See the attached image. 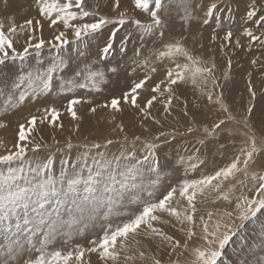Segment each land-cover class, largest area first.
Returning <instances> with one entry per match:
<instances>
[{
	"label": "snow or ice",
	"instance_id": "obj_1",
	"mask_svg": "<svg viewBox=\"0 0 264 264\" xmlns=\"http://www.w3.org/2000/svg\"><path fill=\"white\" fill-rule=\"evenodd\" d=\"M36 3L40 19H27L18 25L15 17H9L7 28L0 20V66L6 65L9 60L22 62L14 79L9 80L0 73V97L4 98L5 111L52 93L54 78L59 79V93H74L78 88L90 87L99 90V84L105 82L104 72L93 70L90 65L67 79L58 76L68 66L61 52L70 41L66 31H58L52 41L43 39L41 19L47 20L50 27L59 22L65 30L71 29L73 40L77 42L99 32L108 24L124 25L131 19L126 9L118 11L115 18L99 16L96 19L97 13L86 9L85 0H36ZM134 4L136 8L149 12L151 24H142L139 20L134 23L144 35H150L153 28L162 23L158 12L163 0H134ZM119 7L120 0H114V10ZM249 7V20L258 17L264 21V14L258 16V13H264V0L260 5L257 0H251ZM215 10L216 4H212L207 14L212 15ZM85 18H90L92 22H85ZM18 28L30 34L22 51L14 47ZM245 34L251 40L262 39L251 29H247ZM231 38L232 32L228 31L224 39L230 41ZM46 44L57 51L50 57L47 67H43L41 57ZM112 46L110 39L101 50L103 58H107ZM32 55L37 58L36 64L25 71L23 62ZM154 55L157 60L173 62L177 56H183L185 62L176 63L174 69H169L166 78L155 84L151 89L153 94L143 103L138 102V90L145 88L151 79L150 74L134 83L122 97H113L110 102L98 106L111 110L110 120L115 125L113 131L124 134L125 145L128 143L125 126L116 120V114L123 111L122 105L140 114L139 126L147 131L145 121L160 123L151 112L155 102L164 104V113L171 115L172 101L178 99L174 86L179 82L191 80L194 85L198 81L207 85L211 79L212 88L218 86L213 75L215 64L203 61L179 42L165 45ZM143 64L147 68L148 58L143 60ZM109 71L115 73L117 68L112 67ZM155 71L154 67L151 68V72ZM212 88L202 87V95L227 115L214 122L211 129L207 126L203 128L204 138L199 140L201 145L208 137L224 131L222 126L226 120L236 122L223 101V94H214ZM249 91L255 98L256 93L251 89L250 82ZM161 97L162 100L159 99ZM81 102L80 98H73L66 105L73 120L81 119L75 107ZM254 106L250 103L243 121L246 146L240 149L230 164L197 179H184L159 197L156 195L159 178L147 186L141 180L146 167L153 171L158 166L155 151L158 145L143 141L145 154L142 159L137 157L135 146L136 142L141 141L139 135L133 137L130 148L122 145L117 152H110L109 146L119 141L107 139L104 144L94 142L90 146L83 145L84 150L73 156L72 149L76 146L69 140L64 155L58 161L54 154L43 159L30 157L29 152L35 156L41 148L33 137L38 122L62 127L57 123L61 113L56 107L49 105L37 109L41 113L39 116L32 115L19 124L17 140L11 147L0 140V224L7 229L4 242L0 243V264H20L22 260L23 264H91L92 254H96L101 264H181L180 257L185 254L188 259L184 264H218L237 231L264 209V161L258 163L257 159L264 153V136L259 138L258 143L249 123ZM96 110V107L90 109L92 113ZM184 115H188L186 106ZM6 126L0 121V128ZM78 128L79 125L76 130ZM195 131L198 129L193 121L186 132L190 134ZM228 131L231 132L230 129ZM165 135L160 133V136ZM172 138L175 139V135ZM155 139H159V136ZM199 151L197 148L196 152ZM257 165L260 171L255 170L254 166ZM190 167L195 169L197 165ZM232 181L243 187H247L250 181L249 191L253 193L252 196L241 193L235 204V215L225 211L215 220L212 212L207 213V218L197 216L198 198L215 193L217 198L229 201V193L236 187ZM225 184L230 186L225 189ZM13 222L15 232L12 231ZM97 224L100 231L88 241L87 247L76 244L67 251L60 248L50 250L58 236L64 237L67 244L76 236H84L89 225ZM164 225L173 228L179 226L177 230L183 234V239L167 233ZM152 244L155 245V252ZM161 245L167 248V262L160 257V252L164 250ZM32 253L36 255L32 256ZM173 254H176V259H172ZM233 264H264V225L250 239L240 242L235 249Z\"/></svg>",
	"mask_w": 264,
	"mask_h": 264
},
{
	"label": "rangeland",
	"instance_id": "obj_2",
	"mask_svg": "<svg viewBox=\"0 0 264 264\" xmlns=\"http://www.w3.org/2000/svg\"><path fill=\"white\" fill-rule=\"evenodd\" d=\"M16 1L23 3L22 11H20L25 18L23 17L20 24H23L27 19H40L36 0H7V6L10 5L9 13L7 16L1 15L7 19L4 22L6 28L9 17H12L16 10L12 6ZM0 3V8L7 7L5 0H0ZM250 3L251 0H163V6L158 12L162 23L154 27L150 35H144L134 21L139 20L142 24H151L152 18L149 12L136 8L134 0H120V7L117 10H114V0H85L86 9L97 13L96 19L99 16L115 18L118 11L125 9L131 19L124 25L108 24L99 32L84 37L83 41L79 42L73 40L71 29L65 30L59 22L54 27H50L47 20L41 19V24H44L43 39L52 41L58 31H66L70 41L61 52L68 66L63 72L58 73V76L67 79L74 76L76 71L90 65L93 70L104 72L105 82L99 84V90L90 87L87 89L78 88L74 93H59L60 82L59 79L54 78L52 93L38 100L26 101L25 104L7 111L3 108L4 98L0 97V121L7 125L5 128H0V138L10 133L12 141L5 145L11 147L17 140L19 124L24 123L32 115L39 116L41 113L37 109L51 105L60 111L61 115L57 123L62 124V127H54L47 122L43 124L38 122L33 137L35 142L41 145V148L35 156L29 152L30 157L43 159L47 155L54 154L58 161L64 155L69 140L76 146L72 149L73 156L84 150L83 145L90 146L94 142L104 144L107 139L119 141V143L109 146L110 152H117L122 145L130 148L133 137L139 135L141 141L136 142L135 146L137 157L142 159L145 154L143 141L158 145L155 150L158 159L157 168L149 171L146 167L141 178L146 186L159 178L157 197L179 185L184 179H197L202 175L214 173L228 165L239 154L240 149L246 146L247 137L243 135L245 131L243 121L250 103L255 106L249 123L256 133L258 143L259 138L264 136V21H260L258 17L252 20L247 18ZM260 3L261 0H257V4L260 5ZM212 4H216V10L212 15H208ZM261 14L264 13H258V16ZM85 22H92V20L85 18ZM247 29H251L257 36H262V39L251 40L245 34ZM228 31L232 32L230 41L224 39ZM113 33H115L114 36ZM29 35L28 32H21L18 29V35L14 38V47L18 51H22L26 46ZM110 39L113 45L112 49L107 58H103L101 50ZM175 42H179L184 48L208 64H215L213 75L218 86L212 88L211 79L207 85H203L200 81L194 85L191 80L179 82L174 86L178 99L172 101L171 115L164 113V104L159 101L155 102L151 112L160 120V123L156 124L151 120L145 121L147 131L139 126V121L142 118L140 114L127 105H122L123 111L116 114V120L125 126L128 136V143L125 145L124 134L113 131L115 125L110 120L111 110L98 106L110 102L113 97H122L124 93L130 91L134 83L149 74L151 79L148 80L145 88L138 90L140 92L138 102L143 103L150 98L153 94L151 89L156 83L166 78L167 71L174 69L176 63L185 62L183 56H177L174 62L168 59L163 61L156 59L154 53L162 50L165 45ZM56 51V49L49 48L47 44L45 45L41 57L44 60L43 67H47L50 57L54 56ZM137 51H139V55H137ZM145 58L149 60L147 68L143 64ZM254 60L256 63H253ZM36 61L37 58L34 55L29 56L23 62L25 71L35 65ZM21 63L20 60L14 63L9 60L6 65L0 66V73L9 80L14 79ZM112 67H116L117 72L123 71L112 79L130 81L128 89L121 86L118 92H114L108 88L106 78H111L116 73L109 71ZM153 67L156 69L155 72H151ZM163 72L165 74L161 75ZM249 82L251 89L256 93L255 98L250 94ZM202 87L212 88L214 94L222 93L223 101L236 121L226 120L225 125L222 126L225 130L220 131L216 136L208 137L204 145L199 144V140L204 138L203 128L207 126L211 129L214 122L225 118L227 114L220 111L218 105L208 102L207 98L202 95ZM73 98L82 100L80 105L75 106L78 116L81 117L78 121L73 120L66 110L68 101ZM84 101H91V103ZM185 106L187 107V116L184 115ZM93 107L97 109L95 113L90 111ZM85 120L86 122H84ZM193 121L198 131L189 134L186 129L192 126ZM77 125H79L78 130H76ZM229 129L231 132L228 131ZM161 132L166 135L160 136ZM172 135H175V139L172 138ZM157 136L159 139H155ZM197 148H199V152H196ZM189 157L192 159L189 160ZM257 159L258 163L264 161V153H261ZM200 160L203 161L202 164L199 163ZM192 164H196L197 167L192 169L190 167ZM254 167L257 171L261 170L258 165ZM56 169L58 174V163ZM232 183L236 184V187L233 192L229 193V201L217 198L215 193L198 198L197 216L203 215L207 218V213L212 212L215 220L225 211L233 212L235 215V204L241 193L249 196H252L253 193L249 191L250 181L247 187L241 186L236 181H232ZM229 186V184H225V189ZM144 195L147 194L144 193ZM261 225H264V209L258 211L237 231L232 241L226 246L224 255L218 264H233L235 249L240 242L250 239ZM163 227L170 235L183 239V234L177 230L179 226L173 228L170 225H164ZM6 231L5 226L0 224V243L4 242ZM12 231L15 232L14 222ZM99 231L98 224L96 226L89 225L85 232L86 235L81 236L82 239L79 237L77 241L75 238L76 241L72 239L67 244L64 243V237L58 236L50 246V250L51 248H60L67 251L76 244L87 247L88 241ZM151 247L155 252V245L152 244ZM161 248L164 250L160 252V257L167 262L169 259L167 248L164 245H161ZM31 255L35 256L36 254L32 253ZM172 259H176V254L172 255ZM187 259V254L181 256V264H184ZM90 260L91 264H101L96 254H92ZM20 264H23V260Z\"/></svg>",
	"mask_w": 264,
	"mask_h": 264
},
{
	"label": "bare ground",
	"instance_id": "obj_3",
	"mask_svg": "<svg viewBox=\"0 0 264 264\" xmlns=\"http://www.w3.org/2000/svg\"><path fill=\"white\" fill-rule=\"evenodd\" d=\"M23 3L21 2H19V1H16L15 2V4L13 3L12 4V6L13 7H15L16 8V10H14V14L12 15V17H17L16 19H15V21L18 23V25H20V22H22V19H24L25 17H24V15H23V13L21 12L22 10H21V8H22V5ZM26 4V3H25ZM0 6H1V3H0ZM4 8V9H3ZM3 8H0V17H1V20H3V22H6V18L5 17H3V16H1L2 14H5L6 16H7V13H9V8H10V5L9 6H7V7H3ZM21 10V11H20ZM28 15V14H27ZM24 17V18H23ZM42 25H44V24H42ZM46 27V26H45ZM19 29V28H18ZM48 31V30H47ZM27 34V33H26ZM19 36H20V34H19ZM16 38V37H15ZM21 38V37H20ZM174 66V65H173ZM123 71H121V72H116L111 78H106L107 80H106V82L108 83V88L110 89V90H112V91H114V92H118L120 89H121V86H124L125 88H129V84H130V81H128V80H123V81H120V80H118V79H112V78H114L115 76H117V75H120L121 73H122ZM165 74V72H163V73H161V75H164ZM83 92V91H82ZM112 93V92H111ZM219 94V93H218ZM88 115V114H87ZM86 115V116H87ZM97 115V114H96ZM86 116H84L85 117V119H86ZM95 116V115H94ZM92 117H93V115H92ZM88 119V118H87ZM96 119V118H95ZM94 120V119H93ZM87 121H89V119L87 120ZM84 122H86V120L84 121ZM94 123V122H93ZM99 125V124H98ZM11 129H13V128H11ZM8 131H10L9 129H8ZM12 136H10V133H8L5 137H1L0 139H2V140H4L3 141V143L4 144H8L9 142H11L12 141V138H11ZM236 150V149H235ZM216 155V154H215ZM217 158V157H216ZM230 159V158H229ZM229 163V162H228ZM227 163V164H228ZM231 163V162H230ZM229 163V164H230ZM226 164V163H225ZM214 203V202H213ZM212 203V204H213ZM212 208V207H211ZM226 210H228V209H226ZM91 231H93L94 232V230H91ZM85 232H86V230H85ZM92 232V233H93ZM86 235V234H85ZM80 237V239H82L81 238V236H76V237H74L73 239L76 241V239L75 238H77V241H78V238ZM56 241V240H55Z\"/></svg>",
	"mask_w": 264,
	"mask_h": 264
}]
</instances>
